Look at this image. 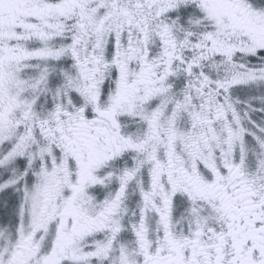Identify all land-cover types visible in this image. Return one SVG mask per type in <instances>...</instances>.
<instances>
[{
	"label": "snow or ice",
	"instance_id": "6c2138e0",
	"mask_svg": "<svg viewBox=\"0 0 264 264\" xmlns=\"http://www.w3.org/2000/svg\"><path fill=\"white\" fill-rule=\"evenodd\" d=\"M0 264H264V0H0Z\"/></svg>",
	"mask_w": 264,
	"mask_h": 264
}]
</instances>
